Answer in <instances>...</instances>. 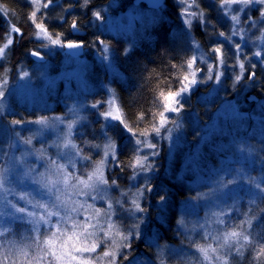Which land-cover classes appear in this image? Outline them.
Here are the masks:
<instances>
[{
  "label": "rangeland",
  "instance_id": "obj_1",
  "mask_svg": "<svg viewBox=\"0 0 264 264\" xmlns=\"http://www.w3.org/2000/svg\"><path fill=\"white\" fill-rule=\"evenodd\" d=\"M26 1L31 5L32 11L40 7V5L33 6L31 0ZM214 1L215 0H196V4L199 7H194L192 10L197 12L202 11L200 6L201 2L204 6H209L210 8L215 7L217 27L226 34H230L232 22L219 9L218 2L216 6H214ZM43 2H45V0H42V3ZM171 3L175 9L174 19L176 26L172 24L173 19L164 14L165 6H162L156 13L149 14L146 10L135 7L132 0H112L106 6H101L99 9L105 16L104 23L101 24L99 21L92 18L89 27L90 30L95 29L99 32V35L110 36L113 40H124L123 47L119 44L111 43L107 39H99L105 41L110 52L105 53L98 40L96 45L93 44L94 42H90L89 47H83V55L75 59L66 55L64 48L61 47L41 48V54L46 59L44 63H33L32 66L21 64L12 73L10 72L9 74V72H5L3 77L0 78V91L6 92V95L0 98V105L7 108L6 114L0 116V166H8L11 169L8 175V184L6 185L11 189V194L7 195V201H11L17 207H25L28 211L37 213L43 211L39 208L34 209L31 204H27L25 201L18 198L20 193H31V196L36 200L45 201L48 199V197L41 192H37L36 186L23 174L30 167L44 172L48 166V161L51 159H57L59 163L65 162L62 158L57 156V148L54 146V141L57 140V137H62L64 135L66 132V125L72 122L74 115L83 117L84 119L79 120V122L74 125L71 137L73 142L76 143L78 147H81V145L77 143L78 140L75 138L77 133L83 135L84 127L88 128L99 125L98 137L103 140V142H98L97 144L103 145L104 133L101 130V125L106 122L99 113L108 110L110 106L108 103H104L101 107L93 109L91 105L97 101H109L114 99L115 107L119 108L114 85L112 83L113 81H121L125 76L115 65V58H120L121 55H125L124 49H129L128 53H130L141 45H144L143 43L145 42L160 41L165 39L167 35L174 38L175 35L172 31L169 32V34L157 31L156 29V31H153L156 25H160V28L170 26L173 29L176 27V30L180 29L179 32H183L185 42L188 44L190 55H196L198 58L197 66L204 69V76L201 77L204 79V82L195 85L189 94H185L183 103L187 102L197 89L204 91L202 94L203 99H211L223 93L221 89L226 77L225 68H222L224 75L220 83L208 81L205 79L207 75V64L213 63L215 56L211 54L202 57V54L209 53V50L213 47H217V45L205 51L197 42L195 36V31H197V29L203 31L199 20L193 19L191 30L189 31L187 26L183 23L185 17L180 14L182 5L179 4V0H171ZM233 7L235 8L238 6ZM260 7V5L251 6L246 12L240 13L242 23L239 27L246 30L243 33L245 36L244 40H241L240 36L237 35L232 37L233 42H229V40L217 34L216 43L220 44L218 45L220 47H227L229 51L231 50L234 59L235 43H240L244 52L246 51L249 53L248 55H250L251 63H255L257 65L256 69L263 71L264 64H261L253 55L258 48L252 43L256 37L260 36V32L258 28L247 31L250 25L243 23V20L247 19L249 15L254 18L259 17ZM44 10L46 9L41 8L40 12L37 13L36 23H40L38 18H40V13L44 12ZM151 26L153 28H150ZM260 26H264V24ZM29 28L31 30L32 43L35 44L36 47H39L40 42L37 41L34 36L36 29L32 19L29 20ZM10 29L11 28L8 29L9 32H7L6 36L11 35L13 39L14 37L20 36L18 33H10ZM6 36L0 38V47L6 42ZM193 41L199 44L198 49L193 47ZM105 54L109 56L111 62L110 67L108 61L102 59ZM201 58L207 60V63H199ZM248 66L250 65L248 64ZM22 71L28 72L29 78H25L24 80L19 79V76L22 75ZM238 72L239 67L236 66L235 74ZM234 75H232L228 83H232V87H235V90L240 88V91L234 92L235 90H233L231 93L232 97H222L223 99H219L214 112L209 116V120L199 127V132L195 135L198 137L193 145L191 143L192 133L195 128L192 124L196 125L197 123L196 121H192V114H190L191 112L189 111L185 112L186 117H189L187 120L183 119V112L180 114H168L170 117H175V121L179 124V127H177L176 122H169L168 127L173 129L170 138L160 139L156 137L154 133L149 137L152 142L155 140L158 144H163L165 147L163 169L166 174L170 173L171 163L176 153L182 149L180 167L176 175L177 181H182L184 186L191 189L192 186L197 187L198 193L195 194V196L201 193L206 194L204 198L197 200H193L191 196V198L182 201L177 208V220L181 217L185 219L187 231L184 232V230L180 229L176 222L175 231L177 234L182 235L188 242H186L187 246L191 245L193 234H198L200 236L199 239H202L205 232H211L212 235L215 236L221 234L223 230H232L234 226L232 224L228 229H225L224 225L215 223L216 217L212 216V213H225L226 215L221 217L225 221L226 218H230L234 212L238 211L240 206L244 205L252 210V208L257 205L258 201L261 200L260 196L255 194V189L248 183V180L254 177L257 182L261 184L264 183V160L258 156V148L247 140V136L249 132L254 131L264 134V97L258 98L248 93L251 85L254 84L255 81L249 82L246 77V79H243L244 82L242 80L234 84ZM5 79L8 80L7 85L3 84ZM109 89L111 91H109ZM190 105L188 104V106H185L184 104V109L185 107L186 110L189 109ZM69 109L73 111L70 112ZM42 116L50 118L61 117L64 122H53L50 128L35 135L31 145L21 143L20 139L15 134L16 132H19L20 138H27L32 136L39 126L26 123L23 126L13 127L10 126L9 121L13 119L31 121ZM89 122L91 123L90 126H88ZM107 124L109 136H111L112 129L114 132L118 130V137L130 136L132 144L131 151L134 153L136 138L118 121L109 120ZM248 130L250 131L247 132ZM165 135L167 136L168 134L166 133ZM9 145L13 146L9 147ZM204 146L207 147V150H203ZM40 149L45 150L43 158H39L41 155L39 152ZM143 151L145 153L151 152V150L147 148L143 149ZM156 151L158 155L150 157L151 160H155L159 156V149L157 148ZM89 152H91L89 154L94 161L99 160L103 155L102 151L94 148L90 149ZM5 153H7V155H4ZM84 153L88 155L85 151ZM203 154L211 156L210 163L203 162ZM112 164H114V162L110 161L108 163L106 176ZM90 167L91 165H89V168ZM78 168L80 173L86 174L88 170L83 164H78ZM33 175H35V173H33ZM220 176H222L225 181L235 179L236 183L229 185L227 188L219 189L216 181ZM139 178L140 176L136 180L129 179L128 183L138 185L140 183ZM113 189L114 188H111L109 190V196L115 199L118 196L116 197V195H113ZM254 196L256 202L251 203L250 201ZM77 199L83 200L84 197H77ZM87 199L88 203H94L96 208H107V204L102 200L92 201L90 197ZM120 212L122 214L124 213V215H119L117 217V214H120ZM164 212L165 208L162 205V207H159V214L157 213L155 217L157 222H164ZM247 212H249V210H247ZM0 213L16 214L14 209L6 204L4 193L2 192H0ZM89 214V212H85L76 218L83 220L84 217ZM144 214L145 213H143L142 222H140V225L143 226V229H140L141 237L136 239V242H139L141 238H145L146 228L150 224V220L146 219L147 215ZM122 216H125V219L122 218ZM127 217V213L123 212L117 205L113 220H116V223L118 218V221L130 220L129 217ZM0 223H11L13 225L15 235L9 238L15 239L18 244L22 245L28 242L29 237L34 235L31 233V225L22 222H14L10 217H0ZM93 223H95V221H93ZM201 224L205 225L203 229L199 227ZM157 225L162 224L157 223ZM104 227H106V225H104ZM150 228L152 234L149 236L154 239L155 234L153 231H155V228L152 224H150ZM239 230L240 229H237V231ZM98 235H102V233ZM203 241L204 244L211 243L213 247H216V242L211 238L207 241ZM0 242H2V239H0ZM241 243H243L242 240ZM243 249L241 251L244 254L245 251H243ZM105 250L107 249L101 246L97 249L96 254L85 255H89V258L93 260V264H107V258L101 260L96 259L97 256H102ZM154 250H156L157 253V248L155 246ZM167 250L173 253L171 257H168ZM177 254H181L183 257L190 259L191 264H210L209 261H203V257L200 256L195 248L185 247V249H177L171 246L166 247V261L169 260L171 264H178ZM217 254L226 256L230 264L232 257L237 253L234 249H218L216 254L210 253V255L213 256L211 264H222V261L215 260V255ZM137 259L140 260L136 255H132L129 257V261H125L124 264H129V262H131V264H136ZM141 262H143V264H155V262L151 263L148 259ZM166 264L169 263L166 262Z\"/></svg>",
  "mask_w": 264,
  "mask_h": 264
},
{
  "label": "snow or ice",
  "instance_id": "obj_2",
  "mask_svg": "<svg viewBox=\"0 0 264 264\" xmlns=\"http://www.w3.org/2000/svg\"><path fill=\"white\" fill-rule=\"evenodd\" d=\"M54 0H31L33 6L40 5L39 8H35L31 12L30 19L35 24L34 36L37 41L40 42V46L31 50L30 55L38 60H43L44 56L41 54V48L61 47L68 49L71 52L85 47L83 39L70 40L66 39L62 32L51 33L46 27L45 23H36L37 13L42 9H48ZM75 4L83 9H88L91 4V0H75V3H70L69 8L74 7ZM179 4L182 5L180 9L181 16L185 17L183 23L187 26L188 30H191L193 19H198L200 25L204 30H207L212 23L203 11H193L194 7H199L196 4V0H179ZM260 5L259 17L248 16L243 20V23L249 24L250 27L247 31H251L253 28H258L260 36L256 37L252 41L254 46L258 48L253 55L264 64V0H218V7L223 14L232 22L230 34H226L223 31L218 33L219 36L232 41V37L239 35L241 40L245 39L243 33L246 31L244 28L239 27L242 23L240 13L246 12L251 6ZM153 6L157 9H161L162 6L159 0H153ZM238 6V7H233ZM92 17L99 21L101 24L105 21V16L101 11H93ZM62 21L65 17L61 15L59 17ZM162 19V17H161ZM213 28L215 27L212 25ZM70 28L73 32L80 30V23L78 19H73ZM10 33L20 34L21 30L18 27H11ZM14 39L11 35L6 36V42L0 47V60H3L6 55V51L13 45ZM195 49L199 48V44L195 41L192 42ZM99 44L105 53L110 52V49L106 46L105 41L99 40ZM129 49H124V54H128ZM214 54L215 60L213 63L207 64V75L205 77L208 81H214L216 83L221 82V78L224 75L222 68L226 64V53L222 47L217 46L209 50V53L202 54L203 56ZM235 64L233 68L239 67V72L234 75L233 83L237 84L245 78L247 74V80L249 82L256 80L255 68L257 65L251 63V58L244 52L240 43H235ZM102 59L108 61L109 67L111 62L109 56L105 54ZM246 61L250 64V68H246ZM199 63H207V60L201 58ZM198 58L196 55H192L185 61V71L180 77V87L175 90H168L164 92L161 90L159 93V101L161 110L158 112V119H156L151 125V133H154L156 137L160 139L170 138L173 131L169 128V122L175 121V117H170L168 114H180L184 111L183 97L185 94H189L193 87L199 83L204 82L203 76L204 69L197 66ZM175 67V65H174ZM29 78V73L22 71V75L19 79L24 80ZM4 85L8 84V80L3 81ZM109 91H111L109 89ZM6 95L5 91H0V98ZM104 103L109 104V109L100 112V116L103 117L106 123L101 125V130L104 133V143L92 144L90 141H85L91 148L102 151L103 155L99 160H93L90 154L86 155L81 147H78L72 140V130L74 125L83 117H77L74 115L72 122L67 123L66 132L62 137H57L54 141V146L57 148V156L62 158L65 162L59 163L57 159H51L48 161V166L44 172H40L35 168H29L24 172V176L29 178L31 182L36 186L37 192H41L47 196L45 201L36 200L31 196V193H20L19 199L25 201L27 204H31L32 207L42 209L41 213L34 211H28L25 207H17L11 201H7L6 197L11 194V189L6 185L8 184V175L11 169L8 166H0V192L4 193V199L6 204L14 209L15 215L12 213H0V217H10L14 222H22L31 225V233L34 235L29 237V241L23 245L18 244L15 239H10L15 235L13 225L11 223H0V264H93V260L89 258V255L96 254L97 249L101 246L107 250L103 251L102 256H97V260L107 258V264H124L125 261H129V252L132 248L131 241L133 239H139L141 233L139 231L140 222L142 218L138 215L147 211L142 206V200L147 193L153 191L151 185L149 173L154 170V164L151 162L150 157L158 155L157 143L150 140V133L146 129L139 133L133 131L120 115L119 108L115 107V100L109 101H97L91 105L93 109L101 107ZM72 112V109H69ZM7 112V108L0 105V116H4ZM155 115V114H154ZM139 118H143V113ZM118 121L123 127L135 137V152L134 158L128 165L132 169V175L130 180H136L139 176H143L145 179L144 184L135 185V191L129 188L127 191L121 190L120 198H112L109 196V190L112 187H119L116 179H111L106 176V168L108 163L116 162L117 166H123L118 164V156L116 153L117 144L111 136L108 135L107 121ZM53 122L63 123L61 117H47L42 116L36 120L24 121L21 119H13L9 121L10 126H23L26 123H32L39 127L35 130L32 136L27 138H20L19 132H16V136L20 139V142L25 145H31L32 139L35 135L40 134L43 130L52 126ZM177 127H179L178 122ZM168 134L167 136L165 134ZM13 145H9L12 147ZM150 149L151 152L145 153L143 149ZM44 149H40V157L43 158ZM4 155H7L5 153ZM15 159V158H13ZM78 164L88 169L85 173H80ZM89 165L91 167L89 168ZM35 173V175H33ZM219 189L227 188L229 185L236 183L235 179L224 180L222 176L218 177L216 181ZM255 189V194L259 195L261 199H264V184L257 182L256 178L248 180ZM206 194H198L192 197L193 200L202 199ZM31 197V198H30ZM77 197H84L83 200L77 199ZM91 198L92 201L102 200L107 204V208H96L94 203H88L87 198ZM128 197V199H124ZM166 201V196H159V203L163 205ZM251 203H255V196L251 199ZM119 206L123 212L127 213L129 219L132 221L129 225H118L113 216L116 213V206ZM127 205V207L125 206ZM251 209H249V212ZM85 212L90 214L85 216L83 220L77 219V216L82 215ZM264 212V209H261ZM226 215L223 212L212 213V216L216 217L215 223L224 225L227 229L225 221L221 218ZM241 221L239 225H234L232 230H223L219 235H212L211 232H205L202 237L207 241L211 238L216 242V247H213L211 243L201 244L195 241L191 242L192 247L203 257V261H209L210 264L213 260L211 254H216L218 249L228 248L234 249L238 255H243L241 251L246 246H251L256 252V259L259 260L264 257V240H253L251 234L245 230L246 225L248 229L251 228L252 222L256 219V216H249ZM55 218V219H53ZM95 221V223H93ZM177 226L187 231V223L183 217L177 221ZM207 223V222H206ZM106 225V227H104ZM201 229L205 227L204 224L199 225ZM237 229H240L237 231ZM102 235H98L101 234ZM24 239L23 237H21ZM241 240L243 243H241ZM222 241V242H221ZM155 246L157 248L155 264H166V246H161L155 242H150L149 247ZM15 250V251H14ZM125 250H128L126 252ZM168 257H171L173 253L168 252ZM178 264H191V260L183 257L181 254H177ZM216 261H222V264H229L226 256L215 255ZM131 264V262H129ZM136 264H143L140 260H136Z\"/></svg>",
  "mask_w": 264,
  "mask_h": 264
},
{
  "label": "trees",
  "instance_id": "obj_3",
  "mask_svg": "<svg viewBox=\"0 0 264 264\" xmlns=\"http://www.w3.org/2000/svg\"><path fill=\"white\" fill-rule=\"evenodd\" d=\"M110 1L112 0H91L90 7L88 9H83L79 6V4H75L74 7L69 8V4L75 3V0H54L52 6L44 10V12H41L40 14L42 17L39 16L40 18L38 19L40 20L39 22L45 23L51 33L62 32L65 38L70 40L83 39L86 45L85 47H89L90 42H94L93 44L96 45L99 39H107L109 42L119 44L123 47L124 40H113L110 36L99 35V32L95 29L90 30L89 27V24L91 23L90 21L93 18L92 12L97 9L99 10L101 6H106ZM214 2V6H216L218 0H215ZM200 6L201 10L205 12L207 18L212 23L209 25L207 30L203 29V31H201L197 29V31H195V36L197 42L205 51H207L214 45H220L216 43V37L217 34L223 30L217 27L215 7L210 8L209 6H204L202 2L200 3ZM31 12V5L26 0H0V38H4L7 35V32H9L8 29L13 26L18 27L22 33L19 37H14L13 45L6 51V55L3 60L0 61V78L3 77L5 72H9V74L10 72L12 73L21 64L32 66L34 63V61L30 59L29 54L31 50L38 47H36L31 41L32 36L29 28ZM150 13L151 12H149V14ZM164 14L171 17V19H173L172 24L176 26L174 19L175 9L172 6L171 0H166ZM61 15L65 17V20L62 21L59 18ZM73 19L79 20L80 30L85 32L84 36L79 37L72 34L70 24ZM212 25L215 27L213 28ZM150 28L153 27L151 26ZM155 29L166 34H169V32L172 31L175 36L172 38L167 35L165 39L160 41H148L127 55L120 54V58H115V65L118 69H120V71H122L125 77L121 81H113L112 83L114 85L122 119L136 133L147 129L150 133V137L153 134L151 133V125L156 119H158V112L161 110L159 93L161 90L167 92L170 89L175 90L180 87V77L184 74L186 68L185 61L191 57L183 32H179L180 29H177V31L176 27L173 29L170 26L160 28V25H156L153 31H156ZM222 49L226 53V64L224 66L226 77L223 81L221 89L223 93L218 94L211 99H203L202 94L204 91L197 89V91L190 96L188 101L184 103L185 106H188V104L191 105L187 110L185 107L182 114L183 119H189V117H186L185 115V112L189 111L191 112L190 114H192V121H196L197 123L196 125L192 124L195 128L192 133V145L197 140L198 136L195 135L199 132V127L204 125L209 120V116L214 112L219 99L222 97H232L231 93L235 90V87H232V83H228L236 71V67H232V65L235 64V59L233 58L231 50L229 51L227 47H222ZM245 53L247 55L249 54L246 51ZM248 64L249 63L246 61V68H250ZM254 71L256 73V80H253L255 82L251 85L248 93L253 94L258 98H263L264 69L261 71L255 68ZM246 77L247 74H245V79ZM239 91L240 88L234 92ZM141 113H143L142 119L139 118ZM90 124L91 123L89 122L88 126H90ZM98 128L99 125L88 128L84 127L83 135L77 133L75 137L78 140L77 143H79L81 148L88 154L91 153L89 151L92 148L89 144H86L85 141H90L92 144L103 142V140L98 137ZM249 131L250 130L247 132ZM117 134L118 130L114 132L112 129L111 137L117 144L116 153L119 158L118 164L123 166V170H121V167L117 166L116 162H114L108 170L107 177L110 181L111 179L117 180L119 187H112L114 188L112 193L113 195H116V197L118 196L117 198H120L121 190L127 191L129 188H132V190L135 191V185L133 184V186L128 183L129 177L132 175L131 167L128 165L132 161L134 153L131 151L132 144L130 136L118 137ZM247 138L251 144L258 148V156L264 160V134H260L258 131L249 132ZM153 142L156 141L154 140ZM157 148L160 152L159 156L155 160H151L154 164V170L148 174L151 185L153 186V191L147 193L141 202L142 206L147 209V211L144 212L147 215L146 219H149L150 224H152L155 228V231H153L155 238L153 239L150 237V234L152 233L150 232L151 228L149 224L146 228L145 238H141L139 242H136V239H133L131 241L132 248L129 252V257L136 255V257L140 258V261L148 259L151 263L155 262L156 250H154V246L149 247L150 242H155L156 244L166 247L171 246L177 249H185V247L194 249V247H191L190 245L187 246V241L182 237V235L177 234L175 231V222L177 221V208L179 204L185 199L191 198V196L194 197L195 194L198 193L197 187L192 186L191 189L184 186L182 181H177L176 179L183 150L180 149V151L176 153L174 160L171 163V170H169L170 173L166 174L163 169L165 147L163 144L157 143ZM205 149L207 150L206 146H204L203 150ZM202 156H204L203 162H211L210 155L203 154ZM139 179L140 183L138 185L145 183L143 176H140ZM161 195L166 196V201L163 203L165 208V212L163 213L164 222H157L155 217L159 212V207H162L159 203V196ZM124 199H128V197H125ZM246 207L247 206L244 205L240 206L238 211L234 212L230 217L231 219L226 218L225 224L227 225V229L231 224L239 225L241 221L247 218L245 213H248L249 216H256V219L252 223L250 229H248L245 225V230L251 234V238L254 241L264 240V212H261V209H264V200H259L257 205L253 207L250 212H247L249 209ZM119 215H124V213L122 214L120 212V214H117V217ZM139 216L142 218L143 213L139 214ZM122 218L125 219V216H122ZM118 220V225H129L132 222L131 220ZM157 223L162 225H157ZM142 227L143 226L140 225L139 231L140 229H143ZM199 238L200 236L198 234L192 235V241L204 244V241ZM125 251L128 252V250ZM243 251L245 252L241 256H238V254L234 255L230 264H264V257L257 260L256 252L251 246H247L243 249ZM166 262L171 264L169 260Z\"/></svg>",
  "mask_w": 264,
  "mask_h": 264
},
{
  "label": "water",
  "instance_id": "obj_4",
  "mask_svg": "<svg viewBox=\"0 0 264 264\" xmlns=\"http://www.w3.org/2000/svg\"><path fill=\"white\" fill-rule=\"evenodd\" d=\"M164 2V0H159V3L160 5H162ZM144 4L148 9H152V10H156L157 8L153 6V0H134L133 1V4L134 5H139V4ZM71 29V28H70ZM71 32L73 35L75 36H79V37H82L85 35V32L84 31H77V32H73L72 29H71ZM65 53L70 56L71 58L75 59V58H78V57H81L83 55V48H80L78 50H75L73 52H71L70 50L68 49H64ZM30 58L35 61V62H38V63H43L45 62V58L43 60H38L34 57H32L30 55Z\"/></svg>",
  "mask_w": 264,
  "mask_h": 264
},
{
  "label": "flooded vegetation",
  "instance_id": "obj_5",
  "mask_svg": "<svg viewBox=\"0 0 264 264\" xmlns=\"http://www.w3.org/2000/svg\"><path fill=\"white\" fill-rule=\"evenodd\" d=\"M134 0H132V3H133ZM163 6H166V0H164V4ZM135 7H138V8H141V9H144V10H147L146 9V6L144 4H139V5H136Z\"/></svg>",
  "mask_w": 264,
  "mask_h": 264
}]
</instances>
